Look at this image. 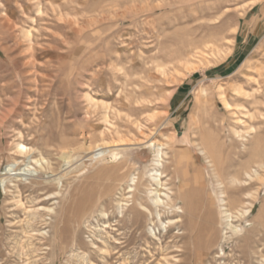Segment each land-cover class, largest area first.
Masks as SVG:
<instances>
[{
  "label": "rangeland",
  "instance_id": "obj_1",
  "mask_svg": "<svg viewBox=\"0 0 264 264\" xmlns=\"http://www.w3.org/2000/svg\"><path fill=\"white\" fill-rule=\"evenodd\" d=\"M151 141L171 195L195 197L193 240L156 215L132 227L134 194L151 203L135 186L163 171ZM19 144L49 165L45 182L0 184V264H106L110 247L112 264H261L264 0H0V179L23 167ZM221 197L240 229L223 242ZM212 210L218 244L197 257V212Z\"/></svg>",
  "mask_w": 264,
  "mask_h": 264
},
{
  "label": "bare ground",
  "instance_id": "obj_2",
  "mask_svg": "<svg viewBox=\"0 0 264 264\" xmlns=\"http://www.w3.org/2000/svg\"><path fill=\"white\" fill-rule=\"evenodd\" d=\"M89 100L91 101V98ZM150 145L155 150V153H156V158H157L156 159V166L159 168H163V171H161V169H157V170H155L156 171L155 174L151 175V179L155 183L156 188H153L154 185H152L150 183H144L143 178L135 186L136 188H135L134 192H136L137 190L141 191V189L144 186L146 192L149 195L151 203H149L148 201H145L144 198L138 197L136 193L134 194L133 201H132L133 204L131 205V207L128 210V212L132 213V215H133V218L131 221L132 227L136 228L135 229V232H136L137 229L140 230L144 227V223L140 219L141 216L145 217L147 215H149V216L156 215L158 217L159 223L162 225L163 230H164V232H166V234L170 235V233L172 231L177 229V230H179L178 234L182 235L183 239L185 241H187L188 239H191L193 233H187L188 228H186L184 220L182 219V217L188 216L189 212L191 211L189 208V204L195 197L192 198L191 196L190 197L187 196L184 198L182 196L181 197L180 196L173 197V195H171L173 193L170 191V189L167 188V185L165 184L166 182L165 183L163 182V178L167 177V175L165 176V174L167 173V166H165L163 164L164 156H168V154L164 151L165 145L161 144L160 142H156V141H151ZM122 146H126V145L121 144V145H114L112 147H106L105 146L102 148H98L95 151L93 158L105 160V157L108 155H111L112 157L117 158L122 152V149H121ZM18 147L20 148L19 152L21 153V158H24L23 160H21L18 163H23L24 165H23V167H21L19 164H17L16 161L18 159H16L15 163H12L7 167L6 173H5V175L7 177L0 179V184H2L5 191H7V189H8L7 183L12 182V179L22 181V180H29V178H31L33 180H39L38 182H45V181H42V180H44V175H43L42 171H43V169H45L44 164L49 165L48 161H46L45 159L34 158L32 155L34 153V151L31 150L30 148L27 149V147L23 144H19ZM123 150H125V149H123ZM166 159H168V158H166ZM259 162L260 163H258L259 164L258 166L263 169L264 168V162L261 163V160ZM32 164H34V166ZM167 164H169V162ZM255 173L258 174L257 171H255ZM246 174L251 177L250 172H247ZM62 178L63 177H60L57 180L58 186L62 182L61 181ZM163 190H167L168 193L163 192ZM222 195H223V193H222ZM162 196H164L166 198V200ZM255 199H256V197H255ZM177 201H181L184 206H179L176 203ZM218 202L220 204V208L222 211L223 224H222V230H221L220 236H221V242H223V241H226L228 239L227 238V234H228L227 231H232V232L238 233L240 229H239V227L233 225V222H232L233 215L225 207L226 206L225 199L223 197H221ZM122 206L123 205H121V202L119 201V209H122ZM199 206H200V204H199ZM251 206H253V205H251ZM166 210H172L173 213L176 215L175 218L169 220V222H167V223L163 221V217H162V212L164 213ZM47 211L52 212L53 210L51 208H48ZM213 212H215V211L214 210L208 211L206 214L201 212V211L197 212V214L202 213L201 217H203L202 218L203 223L201 222L202 225L200 226V228L198 230L199 233L202 232V233H200V235L198 234L201 237L200 241H198V239H196V241H194V245L192 244L194 246L193 251L195 252V255L197 257L202 256L205 253V251L208 250L207 248L214 247L216 244H218L217 239L219 238V236H218L219 231H217V227H216V219H215L216 213L214 214ZM247 213H248V211L245 212V214H247ZM187 219H188V217L186 218L185 221H188ZM151 223H154V219L151 220ZM198 223L199 222L194 223V224L199 225ZM193 226L196 227L195 225H193ZM180 230H182V231L180 232ZM195 233H196V231H195ZM141 234L143 237L145 236L146 238H148L150 235L152 237V239H154V240H161L158 238V235H157L156 230L154 228H152L150 230L149 235L143 231ZM113 239H114V243L116 245L122 244V243H120L119 239L112 238V240ZM192 240H193V237H192ZM221 242L219 244L220 248H221V246H220ZM110 249H111V247L109 248V251H107L108 258L105 259L106 264H112L111 260L113 258V256H112L113 254H111L112 249L111 250ZM177 251L183 252L184 255H187L189 253V251L187 252V248H185V246L181 249L178 247ZM223 251L224 250L221 249V252H223ZM256 254L257 253L255 251H253V255H256ZM164 256H166V255H164ZM243 257H244L245 262L247 264H250L252 261V258H253V257H251V255H246V254ZM163 258H161V259L164 260ZM262 258H263V260H262L261 264H264V257H262ZM165 259H166V257H165ZM164 261H167V260H164Z\"/></svg>",
  "mask_w": 264,
  "mask_h": 264
},
{
  "label": "crops",
  "instance_id": "obj_3",
  "mask_svg": "<svg viewBox=\"0 0 264 264\" xmlns=\"http://www.w3.org/2000/svg\"><path fill=\"white\" fill-rule=\"evenodd\" d=\"M262 27H263V26L261 25V18H259V22H258V24H257V28H258V29H255V32H256V33H260Z\"/></svg>",
  "mask_w": 264,
  "mask_h": 264
}]
</instances>
